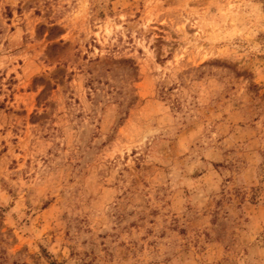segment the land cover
<instances>
[{
	"label": "rangeland",
	"instance_id": "1",
	"mask_svg": "<svg viewBox=\"0 0 264 264\" xmlns=\"http://www.w3.org/2000/svg\"><path fill=\"white\" fill-rule=\"evenodd\" d=\"M0 264H264V0H0Z\"/></svg>",
	"mask_w": 264,
	"mask_h": 264
}]
</instances>
